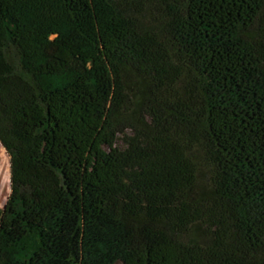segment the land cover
Here are the masks:
<instances>
[{
	"label": "trees",
	"instance_id": "1",
	"mask_svg": "<svg viewBox=\"0 0 264 264\" xmlns=\"http://www.w3.org/2000/svg\"><path fill=\"white\" fill-rule=\"evenodd\" d=\"M0 264H264V0H0Z\"/></svg>",
	"mask_w": 264,
	"mask_h": 264
},
{
	"label": "rangeland",
	"instance_id": "2",
	"mask_svg": "<svg viewBox=\"0 0 264 264\" xmlns=\"http://www.w3.org/2000/svg\"><path fill=\"white\" fill-rule=\"evenodd\" d=\"M9 179V157L0 144V208L4 206L10 192Z\"/></svg>",
	"mask_w": 264,
	"mask_h": 264
}]
</instances>
